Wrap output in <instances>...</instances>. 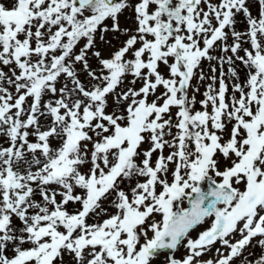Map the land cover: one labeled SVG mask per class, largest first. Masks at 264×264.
<instances>
[{
  "label": "snow or ice",
  "instance_id": "snow-or-ice-1",
  "mask_svg": "<svg viewBox=\"0 0 264 264\" xmlns=\"http://www.w3.org/2000/svg\"><path fill=\"white\" fill-rule=\"evenodd\" d=\"M0 264H264V0H0Z\"/></svg>",
  "mask_w": 264,
  "mask_h": 264
},
{
  "label": "rangeland",
  "instance_id": "rangeland-1",
  "mask_svg": "<svg viewBox=\"0 0 264 264\" xmlns=\"http://www.w3.org/2000/svg\"><path fill=\"white\" fill-rule=\"evenodd\" d=\"M161 260H162V258H161Z\"/></svg>",
  "mask_w": 264,
  "mask_h": 264
}]
</instances>
